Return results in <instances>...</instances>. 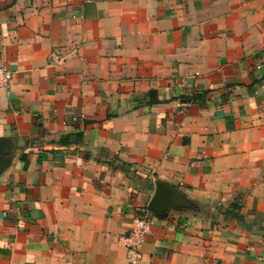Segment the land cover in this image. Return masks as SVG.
I'll use <instances>...</instances> for the list:
<instances>
[{
    "label": "crops",
    "instance_id": "0c3cea01",
    "mask_svg": "<svg viewBox=\"0 0 264 264\" xmlns=\"http://www.w3.org/2000/svg\"><path fill=\"white\" fill-rule=\"evenodd\" d=\"M0 66V264H264V0H0Z\"/></svg>",
    "mask_w": 264,
    "mask_h": 264
},
{
    "label": "built area",
    "instance_id": "2783aa9c",
    "mask_svg": "<svg viewBox=\"0 0 264 264\" xmlns=\"http://www.w3.org/2000/svg\"><path fill=\"white\" fill-rule=\"evenodd\" d=\"M11 78V71L0 66V87H6ZM148 223L143 218H133L129 230L125 236L119 238V242L125 248V261L127 264H135L140 260V245L142 237L146 233Z\"/></svg>",
    "mask_w": 264,
    "mask_h": 264
},
{
    "label": "water",
    "instance_id": "95a60500",
    "mask_svg": "<svg viewBox=\"0 0 264 264\" xmlns=\"http://www.w3.org/2000/svg\"><path fill=\"white\" fill-rule=\"evenodd\" d=\"M173 191L167 186L156 184L154 193L147 205L148 210L158 213L163 208L169 206Z\"/></svg>",
    "mask_w": 264,
    "mask_h": 264
}]
</instances>
